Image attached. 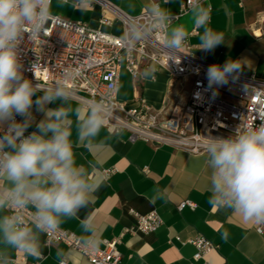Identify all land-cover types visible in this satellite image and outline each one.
<instances>
[{
	"label": "crops",
	"instance_id": "1",
	"mask_svg": "<svg viewBox=\"0 0 264 264\" xmlns=\"http://www.w3.org/2000/svg\"><path fill=\"white\" fill-rule=\"evenodd\" d=\"M159 3L174 15L180 11L184 0H171L170 3L159 0ZM202 3L209 9L208 27L222 34L224 42L210 52L199 50L196 47L203 29H197V33L188 38L193 53L220 66L228 61H240L241 68L237 73L264 77V0H202ZM51 4L52 15L122 35L123 17L150 12L156 6V0H93L85 11L69 6L57 7V0H51ZM177 25L184 26L188 32L194 27L189 10L173 20L172 26ZM149 67L155 78L133 80L129 96L120 90L123 75L129 73L122 64L117 86L119 102L131 101L138 89L153 108L163 106L168 75L154 64ZM41 95L42 91L37 92L33 101ZM69 103L72 109L78 105L82 107L81 116L87 111L88 107L74 98ZM45 107L55 111L67 105L57 100ZM31 112L33 121L25 131L30 134L37 131L36 125L45 119V113L38 111L35 103ZM7 124L0 123V126ZM69 124L75 162L86 168L90 180L99 186L92 194L93 201L80 208L75 217H62L60 227L83 240L98 242L99 247L103 246V239L115 240L121 264H187L195 251L187 240L196 235H202L216 245L205 256L209 264H264V233L256 230L257 224L244 221L229 207L211 202L212 170L207 163L206 151L192 154L171 145L156 146L142 139L131 140L126 130L111 132L106 127L91 144H85L78 141L74 112L70 113ZM104 169L113 170L105 175ZM185 199L194 201L196 207L179 210L177 205ZM150 211L160 215L161 225L153 232L130 233L128 229L135 222L133 213ZM3 215H8L7 209L0 211V216ZM85 222L92 224L95 231H84L82 223ZM39 239L43 257L25 256V263H21L15 261L17 252L9 249L14 264H59L58 250L65 253L66 264H91L79 251L63 243L46 244L43 233ZM3 247L0 244V248Z\"/></svg>",
	"mask_w": 264,
	"mask_h": 264
},
{
	"label": "clouds",
	"instance_id": "2",
	"mask_svg": "<svg viewBox=\"0 0 264 264\" xmlns=\"http://www.w3.org/2000/svg\"><path fill=\"white\" fill-rule=\"evenodd\" d=\"M92 2L57 0V7L85 11ZM51 7V0H0V123L10 122L7 132L0 137V211L11 210V214L0 216V244L4 246L0 248V264H14L9 249L39 258L40 234L58 232L61 218L75 217L80 208L87 207L99 186L90 180L88 170L75 162L69 116L72 112L77 116L78 141L91 144L111 118L104 105L97 102L81 116L82 107L71 108V94L63 84L44 88L24 78L21 71L18 49L24 35L27 33L29 40H34L42 33L47 34L45 25L52 17ZM188 10L193 26L203 29L197 49L210 52L224 42L222 34L208 27L209 9L202 0H193ZM150 13L152 23L130 30V38L139 41L154 28L163 27L165 46L173 51L183 48L189 32L182 25L172 26L171 11L156 0ZM240 68V61L211 65L207 73L209 84L227 83ZM74 75L68 72L65 78ZM154 75L150 67L140 74L145 80ZM41 91L43 95L33 101V96ZM57 100L67 107L48 111L45 105ZM34 103L38 111L45 113V119L36 125L37 131L25 136L33 121ZM16 115L24 120L17 122ZM203 147L212 170L211 202L233 209L246 222L264 224V121L259 126H239L230 137H209ZM29 206L35 209L31 217L35 231L23 216ZM82 229L95 231L86 222L82 223ZM83 243L93 249L99 246L87 239ZM64 255L63 250H58L59 264H64Z\"/></svg>",
	"mask_w": 264,
	"mask_h": 264
},
{
	"label": "built area",
	"instance_id": "3",
	"mask_svg": "<svg viewBox=\"0 0 264 264\" xmlns=\"http://www.w3.org/2000/svg\"><path fill=\"white\" fill-rule=\"evenodd\" d=\"M192 2L184 0L174 19L188 11V4ZM152 19L148 11L135 17L124 16L123 34L114 35L92 29L81 21L52 15L45 25L47 34L29 40L25 33L18 49L22 74L44 88L63 84L71 98L86 107L101 102L111 117L105 124L111 132L126 130L131 140L142 139L156 146L171 145L192 154L204 152L203 145L209 137H230L239 126H259L264 121V77L234 72L227 83L210 85L207 73L214 64L195 55L188 41L179 51L168 49L163 27L154 28L139 41L130 38V30L148 26ZM103 22L108 23V20L103 19ZM197 29L193 27L189 36L196 34ZM123 62L135 82L143 79L140 74L150 64L166 71V97L160 109L153 108L138 89L131 101L117 100ZM68 72L75 73L74 78L66 79ZM15 120L21 122L24 117L16 115ZM9 123L0 126V137L7 132ZM112 170L104 169L102 173L107 175ZM187 206L194 209L196 203L185 199L177 208L182 210ZM34 211L31 206L23 211L28 226L32 225ZM133 215L135 222L128 229L130 233L153 232L162 223L156 211ZM256 230L264 233V224H257ZM43 235L46 244L63 243L79 251L91 264H121L115 240L103 239V246L93 249L86 246L79 235L62 227L56 233ZM187 242L195 249L187 264H209L205 256L216 245L202 235ZM16 252L15 261L25 263V255ZM42 257L40 254L38 259Z\"/></svg>",
	"mask_w": 264,
	"mask_h": 264
},
{
	"label": "rangeland",
	"instance_id": "4",
	"mask_svg": "<svg viewBox=\"0 0 264 264\" xmlns=\"http://www.w3.org/2000/svg\"><path fill=\"white\" fill-rule=\"evenodd\" d=\"M121 84L122 85L120 87V90H122L124 94H127L130 96L132 88H133V78L131 77L129 73H126L123 75V81ZM135 86L137 85L135 84Z\"/></svg>",
	"mask_w": 264,
	"mask_h": 264
}]
</instances>
